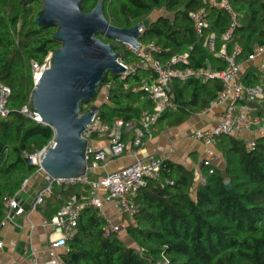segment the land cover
I'll return each mask as SVG.
<instances>
[{
	"label": "trees",
	"instance_id": "16d2710c",
	"mask_svg": "<svg viewBox=\"0 0 264 264\" xmlns=\"http://www.w3.org/2000/svg\"><path fill=\"white\" fill-rule=\"evenodd\" d=\"M99 1L84 0L83 11H91ZM103 2L105 16L113 25L128 28L145 23L140 43L148 46L155 42L160 50L153 55L162 63L173 55L188 54L190 68L226 69V61L205 46V38L212 33L216 35L217 52L226 44V52L232 54L238 44L242 49L239 60L264 45V0H230L239 15V26L229 42L222 40V35L229 27L230 16L211 6H207L208 26L202 38L198 37L190 13L202 8L204 0ZM41 8V0L25 6L20 0H0V82L12 91L8 102L10 115L0 118V229L5 199L16 195L24 182L39 171L25 158V153L41 150L54 139L51 127L22 113L23 107L30 105L34 88L30 61L43 65L46 57L60 46L53 40L55 28L45 29L36 24ZM157 11L161 15L151 19ZM98 37L114 44L125 63L137 60L122 44L102 35ZM150 75L149 70H138L126 79L109 74L101 90L109 86V100L102 103L98 99L96 103L100 118L108 124L122 119L141 127V114L147 109L153 111L154 102L147 92L135 89ZM262 76L251 67L242 83L259 84L257 80ZM221 90L219 79L174 81L170 92L175 107L158 120L169 118L178 124L206 109ZM91 104L83 105V110ZM258 115L264 116V110L258 111ZM216 146L226 166L220 169L203 163L205 185L196 182L193 170L171 160L163 162L162 177H169L174 183L160 186L151 181L139 192L135 199L137 212L125 228L128 240L121 233L106 238L104 217L94 208H84L74 235L67 241L68 252L61 254L63 263L264 264V137L256 139L253 151L231 135L222 136ZM227 181H231L234 194L227 190ZM87 194L84 185L54 186L52 195L38 205V210L52 220L72 196L80 198Z\"/></svg>",
	"mask_w": 264,
	"mask_h": 264
},
{
	"label": "built area",
	"instance_id": "2783aa9c",
	"mask_svg": "<svg viewBox=\"0 0 264 264\" xmlns=\"http://www.w3.org/2000/svg\"><path fill=\"white\" fill-rule=\"evenodd\" d=\"M207 6L224 10L230 16L228 29L223 33L222 40L229 42L233 39L234 31L239 26V15L232 7L230 0H204V6L197 11L190 13V18L194 23L199 38H202L204 29L207 28ZM144 27L139 31L143 33ZM126 50L130 51L137 60L125 65L126 71L121 74L122 79L135 74L138 70H149V78L143 79L139 88L148 93L154 102V110L143 111L140 118L141 127L134 128L131 123H126L122 119H117L113 124L105 123L99 116V111L93 116L92 122L86 127L83 136L89 141L87 148V173L80 177L52 178L42 169V161L47 149L54 145L51 143L34 153H25V158L38 167L39 171L45 173V185L40 189L34 202V208L41 205L44 200L53 193L54 186H76L84 185L88 188V194L80 198L72 196L51 220L53 232L48 238V245L51 250L61 249V254L68 252L67 241L74 235L84 208H94L99 215L104 217L105 225L103 233L106 238L119 235L126 227L123 222H116L106 215L105 204L113 202L117 211L122 215L133 218L137 212L135 202L139 192L146 189L151 181L163 186L173 184L169 177L163 178L161 175L162 164L170 158L171 152L164 158H158L154 154L146 158H136L131 164L112 171H105L98 174V171L107 169L108 165L115 159L125 155L136 157L137 151L144 145L145 138L150 133V127L157 123L160 116L171 112L174 107L171 85L174 81L188 82L191 79L209 81L219 79L222 82V90L217 97L210 102V106L226 105L225 111L218 116L216 124L212 128L198 129L193 133L196 141L206 146L216 144L224 135H231L245 142L248 150L253 151L256 147V139L264 137V119L260 116L252 117L253 110L251 104L263 105L264 83L247 86L240 79L243 71V63L238 59L242 49L236 44L234 52L228 54L225 49L216 51V35L210 34L205 38V46L210 53L226 61V69L222 71L210 68L194 69L187 66L188 54L173 55L167 63H162L154 58L153 53L159 51V46L153 42L148 46L140 45L135 48L129 43H122ZM225 47V46H224ZM258 57H264V45L255 49L246 61H253ZM33 80L37 83L45 69L52 66V53H50L43 65H39L34 60L30 61ZM186 66H185V65ZM108 88L104 87L99 97L100 102H108ZM11 88L0 82V118L6 119L10 115L8 102L11 97ZM99 102V103H100ZM22 113L30 119L42 123L41 118L34 109L25 105ZM133 129L134 136L130 140H125V131ZM246 134H251L252 138H245ZM95 138H106L107 143L101 147H91L90 142ZM206 166L211 165L205 161ZM212 173V170H210ZM196 182L201 185L206 184V178L202 172L195 173ZM30 179H27L22 189H24ZM104 192V194H103ZM5 217L1 223V229L15 216L25 214V208L21 204L18 194L8 197L4 201ZM0 229V253L4 248V240L1 237ZM59 264H64L61 257Z\"/></svg>",
	"mask_w": 264,
	"mask_h": 264
},
{
	"label": "water",
	"instance_id": "95a60500",
	"mask_svg": "<svg viewBox=\"0 0 264 264\" xmlns=\"http://www.w3.org/2000/svg\"><path fill=\"white\" fill-rule=\"evenodd\" d=\"M34 0H20L25 6ZM84 0H41L36 17L41 28H55L53 40L60 44L52 53V66L45 69L30 95V106L42 124L54 130V145L47 149L42 169L52 178L80 177L87 173L89 141L83 136L93 116L99 111L95 103L109 74L121 76L126 66L119 62L120 53L112 43L140 45L145 23L132 27L113 25L105 16L100 0L89 12L83 11ZM91 104L84 111L83 105ZM227 190L234 194L231 181ZM169 264V263H166Z\"/></svg>",
	"mask_w": 264,
	"mask_h": 264
},
{
	"label": "crops",
	"instance_id": "0c3cea01",
	"mask_svg": "<svg viewBox=\"0 0 264 264\" xmlns=\"http://www.w3.org/2000/svg\"><path fill=\"white\" fill-rule=\"evenodd\" d=\"M161 13V11L153 13L151 19H157ZM222 49H227L226 44L222 46ZM244 60H240L243 63L241 81H243L247 70L253 67L263 75L257 81L264 83V57H258L253 61L244 62ZM225 108L226 105L210 106L209 104L206 109L189 116L178 124L173 123L169 118H161L154 126L150 127V133L145 138L144 145L137 151L136 157L125 155L115 159L107 169L99 170L98 174L127 166L136 158H146L151 154L158 158H164L169 152L171 155L168 160L193 170L194 175L198 171L202 172V165L205 161L224 169L226 162L216 144L206 146L196 141L193 138V133L198 129L212 128ZM251 108L253 110L250 112V116H260L258 111L264 110V102L262 106L253 104ZM262 118L264 119V116ZM133 136V129L125 131V140L128 141ZM245 138H252V135L246 134ZM106 143V138H95V147H101ZM44 176L43 171L36 172L30 178L28 185L17 193L25 208V214L15 216L13 221L1 229V237L5 245L0 253V264H59L58 258L61 257V249L51 250L48 245V238L53 232L51 220L38 210V206L34 208L37 194L45 184ZM105 212L114 221L123 222L126 227L133 221V218L120 214L113 202L105 204ZM125 228L120 236L128 240Z\"/></svg>",
	"mask_w": 264,
	"mask_h": 264
},
{
	"label": "rangeland",
	"instance_id": "374dc122",
	"mask_svg": "<svg viewBox=\"0 0 264 264\" xmlns=\"http://www.w3.org/2000/svg\"><path fill=\"white\" fill-rule=\"evenodd\" d=\"M99 97H100V93H99V95H98V99H99ZM98 99H97V101H96L95 103L98 102ZM90 145H91V147H95V139H92V140H91Z\"/></svg>",
	"mask_w": 264,
	"mask_h": 264
},
{
	"label": "flooded vegetation",
	"instance_id": "af4514ba",
	"mask_svg": "<svg viewBox=\"0 0 264 264\" xmlns=\"http://www.w3.org/2000/svg\"><path fill=\"white\" fill-rule=\"evenodd\" d=\"M55 31H56V29H55Z\"/></svg>",
	"mask_w": 264,
	"mask_h": 264
}]
</instances>
